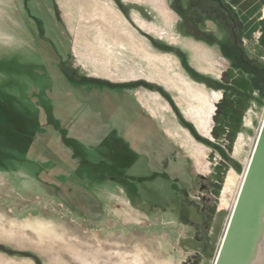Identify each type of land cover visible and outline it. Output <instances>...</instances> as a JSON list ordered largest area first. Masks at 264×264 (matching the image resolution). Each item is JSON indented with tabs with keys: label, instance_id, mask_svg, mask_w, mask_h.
Listing matches in <instances>:
<instances>
[{
	"label": "rangeland",
	"instance_id": "374dc122",
	"mask_svg": "<svg viewBox=\"0 0 264 264\" xmlns=\"http://www.w3.org/2000/svg\"><path fill=\"white\" fill-rule=\"evenodd\" d=\"M98 1L115 73L67 26L83 0H0V264H213L264 118V10L249 32L225 0Z\"/></svg>",
	"mask_w": 264,
	"mask_h": 264
},
{
	"label": "water",
	"instance_id": "95a60500",
	"mask_svg": "<svg viewBox=\"0 0 264 264\" xmlns=\"http://www.w3.org/2000/svg\"><path fill=\"white\" fill-rule=\"evenodd\" d=\"M213 264H264V118Z\"/></svg>",
	"mask_w": 264,
	"mask_h": 264
},
{
	"label": "bare ground",
	"instance_id": "6f19581e",
	"mask_svg": "<svg viewBox=\"0 0 264 264\" xmlns=\"http://www.w3.org/2000/svg\"><path fill=\"white\" fill-rule=\"evenodd\" d=\"M72 1H74L75 4H78L79 2H81V0H72ZM83 3L84 4L86 3L85 7H86V10H87V13H88V15L91 14V16L94 17L93 18L94 20L90 21V22H84L82 20L79 21V22H74L73 19H72L73 17L69 13V11H65V20H66V22H68L67 26H69L72 34L75 35L77 37V39L83 45L88 46V50L87 51L89 53H91V55L96 56V57L99 56V57L103 58V61L108 65V70L110 72L115 73V71L111 70V68H110L111 66L114 67V70H115V68H116V70L117 69L121 70L120 66H119V63H118V61L120 60L119 59L120 55L118 56V54H121V53L117 54V52H119V51L115 50L116 48H114L108 41H106L101 36L102 35V33H101L102 30H105L106 28H108V23H107L108 19L106 17L114 16V15L117 16L116 15L117 13H115V10L113 9V7L111 5H109L108 3H106V2L105 3H101L98 0H83ZM99 13H101V14H99ZM117 19L122 20L120 17H117ZM114 32L116 33L117 36L120 35V37L122 38L121 45L124 44V41H127V42L130 43V41L132 40V42L134 41L133 45L138 48L137 51H139V49H140V51L143 50L148 55L152 56L151 55V51H149L146 46H144L142 43L137 41L131 35L123 33V32H120V31L119 32L118 31H114ZM112 44L115 45V43H112ZM150 60L153 63H155V61H153V59L151 57H150ZM162 60H163V58H162ZM125 70L134 72L135 68L129 67V68L125 69ZM169 78H171V80H174V79H172L173 78L172 76L169 77ZM190 91H193V89L190 90ZM190 94H191L192 97H196L198 101H200V102L205 104L204 105L205 106V108H204L205 110H206V108L209 105H211L210 102L207 100V96L202 91H198L196 96H195L196 93L192 94V92H191ZM209 111L206 110L207 113H209ZM204 123H202V124H204ZM204 126H205V124H204ZM200 158H199V160H200L201 164H204L203 159L202 158L200 159ZM249 160H250V158H249ZM249 160H248V163H249ZM248 163H247V166H248ZM247 166H246V169H247ZM243 178H244V176H243ZM243 178L241 180L240 186L242 184ZM232 181H233V176L231 175V176H229L227 185H230V183ZM240 186H239V189H240ZM238 192H239V190H238ZM237 195H238V193H237ZM236 198H237V196H236ZM235 201H236V199H235ZM45 236L51 238V237H53V233L47 232ZM120 260H121L120 264H134V263H131L130 259L127 258L126 256H124V254L121 255Z\"/></svg>",
	"mask_w": 264,
	"mask_h": 264
},
{
	"label": "crops",
	"instance_id": "0c3cea01",
	"mask_svg": "<svg viewBox=\"0 0 264 264\" xmlns=\"http://www.w3.org/2000/svg\"><path fill=\"white\" fill-rule=\"evenodd\" d=\"M229 5L236 9L239 15L243 16L247 30H255L257 19L264 10V0H225Z\"/></svg>",
	"mask_w": 264,
	"mask_h": 264
},
{
	"label": "flooded vegetation",
	"instance_id": "af4514ba",
	"mask_svg": "<svg viewBox=\"0 0 264 264\" xmlns=\"http://www.w3.org/2000/svg\"><path fill=\"white\" fill-rule=\"evenodd\" d=\"M152 145V144H151Z\"/></svg>",
	"mask_w": 264,
	"mask_h": 264
}]
</instances>
